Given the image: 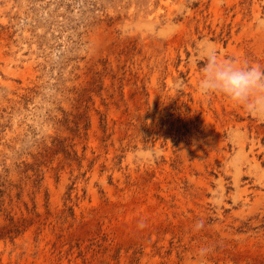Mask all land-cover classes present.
I'll use <instances>...</instances> for the list:
<instances>
[{
  "label": "rangeland",
  "instance_id": "374dc122",
  "mask_svg": "<svg viewBox=\"0 0 264 264\" xmlns=\"http://www.w3.org/2000/svg\"><path fill=\"white\" fill-rule=\"evenodd\" d=\"M208 49L264 69V0H0V264H264V118Z\"/></svg>",
  "mask_w": 264,
  "mask_h": 264
},
{
  "label": "clouds",
  "instance_id": "9594fccd",
  "mask_svg": "<svg viewBox=\"0 0 264 264\" xmlns=\"http://www.w3.org/2000/svg\"><path fill=\"white\" fill-rule=\"evenodd\" d=\"M199 91L203 96L222 94L242 106L251 115L264 118V69L240 65L230 60H218L215 50H206V63L201 69ZM143 222L140 227H143ZM203 227L198 221L196 229ZM210 248H201L198 255L206 256Z\"/></svg>",
  "mask_w": 264,
  "mask_h": 264
}]
</instances>
